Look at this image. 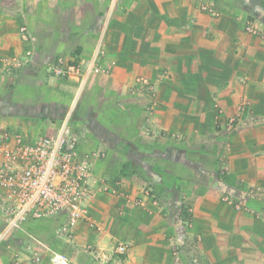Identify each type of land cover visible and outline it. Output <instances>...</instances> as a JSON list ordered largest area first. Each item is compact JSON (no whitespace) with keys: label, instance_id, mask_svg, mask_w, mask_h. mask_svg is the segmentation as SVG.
<instances>
[{"label":"crops","instance_id":"0c3cea01","mask_svg":"<svg viewBox=\"0 0 264 264\" xmlns=\"http://www.w3.org/2000/svg\"><path fill=\"white\" fill-rule=\"evenodd\" d=\"M99 38L110 74L83 96L71 82L58 113L64 91L41 72L62 55L96 63ZM15 56L22 67L0 64V133L31 141L69 116L81 148L106 154L95 173L110 188L90 203L101 230L79 222L70 238L61 217L31 220L0 245L3 264H51L50 240L32 235L46 231L72 264H264V0H0V58Z\"/></svg>","mask_w":264,"mask_h":264},{"label":"built area","instance_id":"2783aa9c","mask_svg":"<svg viewBox=\"0 0 264 264\" xmlns=\"http://www.w3.org/2000/svg\"><path fill=\"white\" fill-rule=\"evenodd\" d=\"M202 9L218 15L213 3ZM247 29L256 32L252 22ZM24 38L26 35L24 34ZM4 66H22L18 58H0ZM106 154L102 150L84 151L81 137L66 116L54 133L27 140L23 133L4 130L0 133V245L29 221L61 217L58 232L72 238L79 222L101 230L103 224L92 216L90 203L110 184L95 173V160ZM146 194V193H145ZM150 193L147 192L146 195ZM225 200L231 201L229 196ZM144 204L143 198H138ZM241 209V205H237ZM128 241L118 244L116 252L125 254ZM39 262L40 256H36ZM0 264H3L0 261ZM51 264H72L63 253L53 252Z\"/></svg>","mask_w":264,"mask_h":264},{"label":"rangeland","instance_id":"374dc122","mask_svg":"<svg viewBox=\"0 0 264 264\" xmlns=\"http://www.w3.org/2000/svg\"><path fill=\"white\" fill-rule=\"evenodd\" d=\"M111 1L114 2L116 0H111ZM20 34H21L22 39L25 40V41L33 40L32 39L33 36L31 37L28 25L26 23L23 24L20 27ZM24 34L26 35V38H24ZM96 47H97L96 48V51H97L96 57L98 58V59H96V63H90V64L87 65V67H86V64L84 63L85 68H83L84 66H83L82 61L78 62L75 59H72L71 57H66V56L62 55V56L56 57L51 62V64L47 67V71L41 72L42 73L41 74L42 78H55V79H58V83H57L58 84V88L61 87V89H58L59 90L58 92L61 93L60 92L61 90L64 91V93L62 95L63 98L56 99V100H59V104H60L59 106H61L60 108L62 109L58 113H63V115H64V113H66V114L68 113V110H67L68 107L67 106L69 105V103H70L69 101L72 98V94L71 93L74 91L73 85L69 86V84H71V82H78L77 87H79V88L82 85V87L80 89V91H81L80 95H81L84 85L89 80V78H91V76L93 74H103V75L104 74L105 75L110 74V72H111L110 71L111 70L110 64H108V63L105 64V65L99 64L100 56L102 55V53L105 50V38H99ZM28 56L30 57L31 53H28ZM14 58H18V59L21 60V58L18 57V56H15ZM22 64H23V62H22ZM22 66H19V67H22ZM9 82L7 83V81H6V83H4V86L5 87L9 86L10 85ZM46 91H47V89H46ZM44 92H45V88L44 87H39L38 88V93L42 94ZM83 94L84 93H82V96H83ZM60 95L61 94H58V97H60ZM31 105H32V107H28L29 105H24V104L22 106H20L22 108L21 109V111H22L21 114L29 115V116H32V117H34V116H39V117L42 116L43 117V116H46V115H52L53 114V109L50 110L49 105H48V107L45 104H43V106H41V107H36L39 104H37L36 106H34L33 104H31ZM77 108L78 107H77V104H76V113H77ZM4 110H5V108H4ZM40 221L44 222L43 226H45V224H46L45 220H37V221H32L31 222L32 225L36 224V226H35L36 230L39 229L40 225H37V224L41 223ZM46 226H48V223L46 224ZM49 233L50 232H47V231L46 232H38V233L34 232V234L32 233L33 240L36 242V244L37 243L40 244L41 247H43L42 243L45 240H50V242H51L50 251L52 252V254H53V252L61 253L60 252V242H59L60 238L56 236L58 234V232H55V234L52 235V236H50ZM25 240H27V239H25ZM10 243H12V241ZM27 244H28L27 241H25V243H24V245H25L24 249L25 250L29 249ZM11 245L7 246L8 251L10 253H12V250H13V246H11ZM31 249L34 250L33 248H31ZM36 250H38V249H36ZM37 252H40V251L38 250ZM36 256H40V254L38 253Z\"/></svg>","mask_w":264,"mask_h":264}]
</instances>
